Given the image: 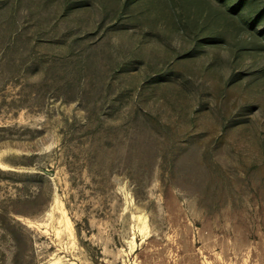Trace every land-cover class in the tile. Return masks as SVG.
<instances>
[{
	"label": "rangeland",
	"instance_id": "1",
	"mask_svg": "<svg viewBox=\"0 0 264 264\" xmlns=\"http://www.w3.org/2000/svg\"><path fill=\"white\" fill-rule=\"evenodd\" d=\"M0 264H264V0H0Z\"/></svg>",
	"mask_w": 264,
	"mask_h": 264
}]
</instances>
